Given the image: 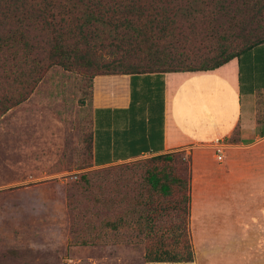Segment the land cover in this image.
Masks as SVG:
<instances>
[{"label": "crops", "instance_id": "1", "mask_svg": "<svg viewBox=\"0 0 264 264\" xmlns=\"http://www.w3.org/2000/svg\"><path fill=\"white\" fill-rule=\"evenodd\" d=\"M91 106L96 168L191 155L193 260L156 264H264V44L212 71L97 76ZM215 140L230 146L221 162ZM10 149L0 135V201L57 176L56 154L11 158Z\"/></svg>", "mask_w": 264, "mask_h": 264}, {"label": "rangeland", "instance_id": "2", "mask_svg": "<svg viewBox=\"0 0 264 264\" xmlns=\"http://www.w3.org/2000/svg\"><path fill=\"white\" fill-rule=\"evenodd\" d=\"M204 27L185 43L191 65L213 56ZM228 41V52L238 51ZM110 58L107 52H98ZM241 57V56H240ZM91 83L81 73L49 69L33 93L0 117L11 158L44 148L57 156V176L15 189L0 201V264H156L154 258H193L188 233L191 155L146 156L96 168ZM146 112L139 118L145 124ZM101 132L97 127V133ZM48 150H47V149ZM51 149V150H50ZM151 175L177 179L171 195ZM182 263V262H181Z\"/></svg>", "mask_w": 264, "mask_h": 264}, {"label": "trees", "instance_id": "3", "mask_svg": "<svg viewBox=\"0 0 264 264\" xmlns=\"http://www.w3.org/2000/svg\"><path fill=\"white\" fill-rule=\"evenodd\" d=\"M198 25L216 45L211 58L191 65L185 43ZM230 39L238 51L228 52ZM261 44L264 0H0V117L26 101L53 67L81 73L92 99L97 76L212 71ZM168 181L179 183L149 178L165 197Z\"/></svg>", "mask_w": 264, "mask_h": 264}, {"label": "built area", "instance_id": "4", "mask_svg": "<svg viewBox=\"0 0 264 264\" xmlns=\"http://www.w3.org/2000/svg\"><path fill=\"white\" fill-rule=\"evenodd\" d=\"M208 147L212 150L214 153L215 159L217 162H221L224 159V153L226 150L229 149V145L226 144L224 141L221 140H215L211 142Z\"/></svg>", "mask_w": 264, "mask_h": 264}]
</instances>
